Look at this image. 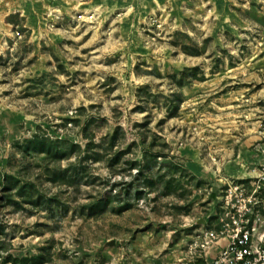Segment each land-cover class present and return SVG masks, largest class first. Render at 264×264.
<instances>
[{
  "label": "rangeland",
  "instance_id": "obj_1",
  "mask_svg": "<svg viewBox=\"0 0 264 264\" xmlns=\"http://www.w3.org/2000/svg\"><path fill=\"white\" fill-rule=\"evenodd\" d=\"M229 201L264 232V0H0V264H213Z\"/></svg>",
  "mask_w": 264,
  "mask_h": 264
},
{
  "label": "built area",
  "instance_id": "obj_2",
  "mask_svg": "<svg viewBox=\"0 0 264 264\" xmlns=\"http://www.w3.org/2000/svg\"><path fill=\"white\" fill-rule=\"evenodd\" d=\"M254 203L244 201V205H238L237 202H228V210L220 217L222 228L219 234H226L230 241L213 264H264V246L260 243L264 241V232L259 235L256 223L250 218ZM208 235L210 241L217 237L213 231Z\"/></svg>",
  "mask_w": 264,
  "mask_h": 264
},
{
  "label": "trees",
  "instance_id": "obj_3",
  "mask_svg": "<svg viewBox=\"0 0 264 264\" xmlns=\"http://www.w3.org/2000/svg\"><path fill=\"white\" fill-rule=\"evenodd\" d=\"M19 16H20L19 13L10 14V15H8V16L6 17V21H8V22H10V23H13V24H16V23H17L16 21H18ZM18 23H19V22H18ZM139 192H140V194H142V190H140ZM98 206H99V205H98ZM98 206L96 205L95 207H98ZM95 207H94V208H95ZM94 208H93V209H94ZM99 208H100V206H99ZM216 218L220 220L219 217H216ZM205 222H206V224H210L211 219H210V218H205Z\"/></svg>",
  "mask_w": 264,
  "mask_h": 264
},
{
  "label": "water",
  "instance_id": "obj_4",
  "mask_svg": "<svg viewBox=\"0 0 264 264\" xmlns=\"http://www.w3.org/2000/svg\"><path fill=\"white\" fill-rule=\"evenodd\" d=\"M202 221H203V222H205V220H204V219H202Z\"/></svg>",
  "mask_w": 264,
  "mask_h": 264
}]
</instances>
